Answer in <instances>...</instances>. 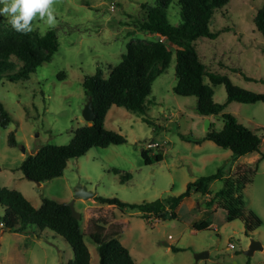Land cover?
<instances>
[{"label": "rangeland", "instance_id": "obj_1", "mask_svg": "<svg viewBox=\"0 0 264 264\" xmlns=\"http://www.w3.org/2000/svg\"><path fill=\"white\" fill-rule=\"evenodd\" d=\"M153 1L57 0L54 28H49L37 14L33 31L44 34L54 30L58 47L51 59L27 79L0 80V101L11 116V122L5 128L0 127V186L18 190L34 207L40 205L43 197L70 202L78 184L98 196L141 204L178 195L189 181L218 169L234 181L239 174L251 170L259 159L257 170L241 196L243 209L260 217L262 225L247 234L240 219L226 221L223 207L228 206V199L224 196L215 200L217 209L210 210L199 193H192L176 207L175 218L150 221L142 219L138 210L121 211L94 199L78 198L73 206L85 232L89 264H99L96 247L87 234L95 219L104 222L106 234L117 233L136 264H264V102L226 103L224 85L213 87V100L226 103L223 112L232 114L238 123L261 138L258 150L251 154L237 157L209 140L201 144L182 140L179 134L202 137L205 117L202 120L203 116L195 111L194 96H181L173 91L174 54L166 70L151 85L145 114L120 106L109 109L104 127L122 135L126 143L91 147L84 155L68 160L62 176L40 185L26 179L19 169L25 156L43 145H67L74 132L86 124L82 116L86 103L82 83L86 76L100 68L106 77L110 67L121 61L127 43L156 39L140 31L137 25L144 17L141 5ZM175 1L171 0L167 9L173 24L179 21ZM263 3L264 0H229L215 11L210 22V30L217 31L218 36L195 42L208 71L226 75L233 84L256 93H264V83L258 81L264 78V38L255 29L253 17ZM0 23L11 26L3 15ZM245 76L255 81H247ZM205 82H209L207 78ZM208 118L214 129L222 127L221 114ZM11 132L14 146L8 144ZM149 144L152 153L162 152V161L144 163L141 152ZM222 186V179L213 181L210 194ZM204 219L216 228L198 231L190 226L192 221ZM25 234L27 237L22 238L8 230L0 232V264H67L73 259L70 246L54 232L28 225ZM252 240L258 241L263 249L246 255ZM230 243L233 248H229ZM201 251H207L208 257L196 261L194 255Z\"/></svg>", "mask_w": 264, "mask_h": 264}, {"label": "trees", "instance_id": "obj_2", "mask_svg": "<svg viewBox=\"0 0 264 264\" xmlns=\"http://www.w3.org/2000/svg\"><path fill=\"white\" fill-rule=\"evenodd\" d=\"M229 0H176L179 21L171 23L167 9L171 0H154L144 3V17L138 22V29L156 37L153 41H136L126 44V52L121 61L110 67L104 77L100 68L83 79L82 86L86 96L92 98L95 118L91 126L79 127L67 145H43L33 154L21 161L19 169L24 177L35 183H43L62 176L67 161L84 155L91 147H107L126 143V139L115 131L105 129L104 122L112 106L124 107L127 110L145 114L150 100L151 85L155 78L168 67L171 57L175 56L176 83L174 93L196 98L195 111L203 117L216 118L221 114L223 125L214 129L211 122L208 131L201 138L179 134L182 140L200 144L209 140L215 145L229 150L239 157L258 150L261 138L250 129L237 122L230 113L223 112L226 103L264 102V93H256L232 83L226 75L207 70L202 62L195 42L200 38L215 39L217 31L210 30V22L215 11L221 9ZM255 29L264 38V3L253 17ZM173 46L174 48H170ZM58 40L52 29L44 34L32 31L29 34L16 32L11 26L0 23V80L17 81L27 79L42 63L51 59L57 51ZM173 49V50H172ZM62 76V73L59 74ZM208 79V83L205 82ZM247 81L253 78L244 77ZM255 81V80H254ZM257 81V80H256ZM264 83V78L258 80ZM223 84L226 92V103L213 100V87ZM11 122V116L0 101V127L5 128ZM8 144L15 145L14 134L8 136ZM146 165L160 162L162 152L152 153L151 149L142 150ZM151 153V155H149ZM257 161L251 170L239 174L234 181L224 176L222 169L189 181L184 191L178 195L159 198L149 203H128L115 197L96 195L93 199L101 204L112 205L121 211L140 212V217L150 221L152 218H175V209L181 201L192 193L209 194L210 184L223 180V186L206 202L210 206L217 198L228 199L225 210L226 221L240 219L245 234L253 232L262 225V220L252 211L243 209L241 193L246 183L257 170ZM117 173V170H113ZM125 177V176H123ZM122 181V180H121ZM0 205L3 215L0 221L4 230L25 233L28 225L39 230H50L61 236L70 246L73 259L67 264H89L90 254L84 241L79 219L71 215L65 202H58L48 197L41 198L38 207H34L21 192L0 186ZM103 221L92 220L88 237L96 247L99 264H136L129 250L116 237L117 233L106 234ZM104 223V222H103ZM210 222L204 220L192 225L194 230H210Z\"/></svg>", "mask_w": 264, "mask_h": 264}, {"label": "clouds", "instance_id": "obj_3", "mask_svg": "<svg viewBox=\"0 0 264 264\" xmlns=\"http://www.w3.org/2000/svg\"><path fill=\"white\" fill-rule=\"evenodd\" d=\"M57 0H0V15L8 17V23L19 33L29 34L33 21L39 19L54 28L57 24Z\"/></svg>", "mask_w": 264, "mask_h": 264}, {"label": "water", "instance_id": "obj_4", "mask_svg": "<svg viewBox=\"0 0 264 264\" xmlns=\"http://www.w3.org/2000/svg\"><path fill=\"white\" fill-rule=\"evenodd\" d=\"M82 116H83V119L85 120L86 124L88 126H91L92 122L95 118L91 97L88 98V100L86 101V103L82 109ZM209 125H210V120L208 117H205L204 122H203V129L205 130V132L208 131ZM37 184L40 185V183H37ZM93 197H95L94 191L88 190L85 186L78 184L74 188L73 199L70 202L66 203L71 210V215L74 218L79 217V213L74 210V206H73L76 199L81 198V199L87 200V199H92ZM255 250H262V246L260 245V243L258 241L252 240L249 244L248 249L245 251V254L246 255H252ZM207 257H208L207 251H201V252H198L194 255V258L196 261L198 259H203V258H207Z\"/></svg>", "mask_w": 264, "mask_h": 264}, {"label": "crops", "instance_id": "obj_5", "mask_svg": "<svg viewBox=\"0 0 264 264\" xmlns=\"http://www.w3.org/2000/svg\"><path fill=\"white\" fill-rule=\"evenodd\" d=\"M203 118H204V117H202V120H203ZM200 138H201V137H200ZM205 141H206V140H205ZM205 141H202L201 143H203V142H205ZM201 143H200V144H201ZM256 158H257V157H256ZM256 161L258 162L259 159H257ZM256 161H255V162H256ZM255 162H254V163H255ZM200 195H201V194H200ZM95 196H96V195H95ZM212 196H213V195H211L210 192H209V194L201 195V200H203L204 203H205V201L207 202ZM93 198H94V197H93ZM93 198H92V199H93ZM187 198H189V197H187ZM76 200H77V199H76ZM76 200H75V201H76ZM183 200H184V199H183ZM183 200H182V201H183ZM182 201H181V203H182ZM197 205H199L198 207L200 208V202H198ZM205 205H206V204H205ZM106 206H107V205H106ZM106 206H105V207H106ZM108 206H110V205H108ZM111 206H112V205H111ZM111 206H110V207H111ZM178 206H179V205H178ZM206 206H207V205H206ZM191 207H192V206H191ZM208 207H210V210H216V209H217V206H216L215 202H213V203H212L210 206H208ZM154 220H158V219H157V218H154ZM204 220H205V219H204ZM202 221H203V220H202ZM200 222H201V221H200ZM194 223H196V222L192 221L191 224H190V226H192ZM209 228H210V229H214V228H216V227H215V225H213V223H210ZM189 232H192V230L190 229ZM12 233H13V235H17L18 237H22V238L27 237L25 233H17V232H12ZM104 233H106V232H104ZM0 240H1V235H0ZM166 246H168V245H166ZM262 249H263V248H262ZM129 252H130V251H129Z\"/></svg>", "mask_w": 264, "mask_h": 264}, {"label": "built area", "instance_id": "obj_6", "mask_svg": "<svg viewBox=\"0 0 264 264\" xmlns=\"http://www.w3.org/2000/svg\"><path fill=\"white\" fill-rule=\"evenodd\" d=\"M158 146V144H155V147ZM152 148V145H148V149ZM4 229V224L3 222L0 221V232H3ZM234 245L232 243L229 244V248H233Z\"/></svg>", "mask_w": 264, "mask_h": 264}]
</instances>
